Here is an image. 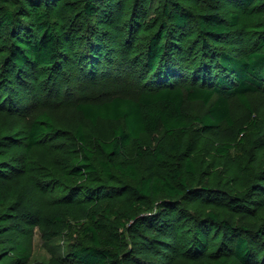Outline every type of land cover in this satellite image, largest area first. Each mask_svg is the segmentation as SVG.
Here are the masks:
<instances>
[{
  "label": "rangeland",
  "instance_id": "obj_1",
  "mask_svg": "<svg viewBox=\"0 0 264 264\" xmlns=\"http://www.w3.org/2000/svg\"><path fill=\"white\" fill-rule=\"evenodd\" d=\"M177 2L193 15L205 9L199 3L210 4L209 0ZM94 4L102 10L99 17L90 22H77V11L81 9L79 0H53L49 9L50 21L64 41L63 54L56 67L16 70L7 60L11 38L6 32H0V200L8 207L21 196L26 207L40 212L41 219L59 218V222L52 226L41 220L22 222L17 228L7 209L0 207V264L12 263L11 259L17 254L16 246L29 254V264H77L71 252L75 245L88 244L82 225L91 212L107 216L108 232L102 238L110 240L109 234L112 233L121 237L120 241L108 243L121 252L127 223L112 213L127 212L134 216L136 212L155 209L163 200L169 203L164 211L171 214L176 223V236L182 251L189 242L193 222L211 212L232 225L256 229L264 222V205L258 206L257 210L237 214L227 203L233 197L245 196L252 200L257 190L262 188L264 191V185L257 179L258 174L264 171L263 91L247 96L251 116L236 99L229 101L231 129L221 125L219 129L204 134L197 125L191 124L182 134L181 152L168 158L165 168L157 167L152 158L154 146L162 135L159 129L142 135L139 151L132 144L123 150L126 162L136 167L139 179L155 169L167 176L175 166L184 175V161L189 157L197 177L188 178L187 185L198 190L182 198L168 200L160 196L152 201L140 200L131 193L136 182L120 178L117 173H113L109 181L100 173L99 161L104 155L97 143L109 140L118 124L98 121L91 125L82 118L76 106L101 102L117 94L136 98L143 91V82L149 76L138 73L141 46L145 45V37L151 35L152 29L161 22L160 9L166 1L96 0ZM216 5L226 22L232 16L238 18L237 26L232 30L244 40L237 45L236 41L231 42V46L236 48L235 54L244 57L253 50L264 52V0H260L251 11L225 0H217ZM71 8L76 9L75 13ZM11 9L12 6H0V13ZM66 24H69L68 28H64ZM75 33V41H67L70 35L73 39ZM114 60L120 61L118 69L110 66ZM208 107L196 102L186 104L184 110L191 117H199ZM43 113L50 118L54 132L27 150L28 127ZM78 127L82 128L88 145L94 151L93 163L97 173L90 179L89 176L87 179L74 176L69 167L72 160L81 156L73 136ZM237 130L242 132L236 135ZM226 145L230 146L226 156L216 153L218 147ZM94 183L105 184L106 190L111 192L110 197L98 201L86 193L73 201L70 191L76 192V187H91ZM58 231L59 237L50 242L43 240L44 233ZM6 232L8 234H4ZM207 239L208 248L201 258L188 253L189 258H181L176 264H213V260L221 256L215 254L221 234L218 230L212 231ZM210 253L214 259L206 257Z\"/></svg>",
  "mask_w": 264,
  "mask_h": 264
},
{
  "label": "trees",
  "instance_id": "obj_2",
  "mask_svg": "<svg viewBox=\"0 0 264 264\" xmlns=\"http://www.w3.org/2000/svg\"><path fill=\"white\" fill-rule=\"evenodd\" d=\"M79 1L81 9L77 11V22H90L99 17L102 10L94 4L96 0ZM165 1L166 4L160 9L161 22L152 29L151 35L145 37V45L141 46L138 73L149 76L143 82V91L136 98L117 94L101 102L76 106L82 118L91 125L98 121L118 124L109 140L97 143L104 155L99 161V171L109 181L113 173H117L120 178L136 182L132 187L133 196L149 201L160 196L168 200L182 198L198 190L190 189L187 185L188 178L197 177L192 160L189 157L185 159L184 175L175 166L167 176L155 169L139 179L136 167L126 162L123 150L132 144L139 151L142 135L159 129L162 135L154 146L152 158L157 167L165 168L167 159L181 152L182 134L191 124L197 125L204 134L219 129L221 125L231 129L233 122L229 101L236 99L251 116L247 96L264 92V52L253 50L240 57L234 53L236 48L231 46L233 41L237 45L244 40L232 30L238 23L236 16L226 22L218 12L217 0H209L210 4L206 6L199 3L205 9L196 15L177 0ZM225 1L233 2L236 7L247 11L255 9L260 2ZM5 5L13 8L0 13V32H6L7 37L11 38L7 54L10 66L20 72L25 67H56L63 54L64 41L50 21L49 9L53 0H0V6ZM188 34L189 38L183 41ZM75 38L76 33L73 39L70 35L67 41H75ZM110 66L118 69L120 61L114 60ZM196 102L209 107L203 115L191 117L184 106ZM53 132L47 114L34 118L27 130V150ZM241 132L237 130L235 134ZM73 136L81 156L72 160L69 167L74 176L86 179L89 176L90 179L97 173L93 163L94 151L88 145L81 127L75 130ZM229 151V145L216 149L220 156H226ZM257 179L264 185V171L258 174ZM105 186L103 183H94L91 187H76V192L70 191V195L73 201L86 193L101 201L111 195ZM261 190L256 191L252 200H247L245 196L230 198L228 207L237 214L257 210L258 206L264 205V191ZM168 204L166 200L160 201L155 209L136 212L134 216L127 212L112 213L128 224L125 225V243H121V252L108 245L109 242L120 241L121 237L112 233L109 234L110 240L102 238L108 232L107 216L91 212L87 222L82 225L88 244L73 247V261L77 264H176L181 258H189L188 253L201 258L208 248L209 234L218 230L221 242L215 254L221 256L213 260V264H264V222L256 229H250L243 225H232L227 220H220L217 214L208 213L205 218L193 222L189 242L185 251H182L176 236V223L172 215L164 211ZM0 207L7 209L17 228L22 222L43 220L48 222V226L59 222L58 217L54 220L41 219L40 212L26 207L21 196L8 207L0 200ZM59 236L58 231L44 233L42 238L50 242ZM15 250L17 254L11 259V264H29L30 256L26 250L20 246H16ZM206 257L214 259L212 253Z\"/></svg>",
  "mask_w": 264,
  "mask_h": 264
}]
</instances>
